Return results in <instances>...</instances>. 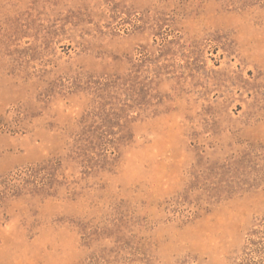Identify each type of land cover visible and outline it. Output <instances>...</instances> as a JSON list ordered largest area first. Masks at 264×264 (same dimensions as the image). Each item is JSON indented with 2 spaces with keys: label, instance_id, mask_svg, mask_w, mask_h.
I'll use <instances>...</instances> for the list:
<instances>
[{
  "label": "rangeland",
  "instance_id": "374dc122",
  "mask_svg": "<svg viewBox=\"0 0 264 264\" xmlns=\"http://www.w3.org/2000/svg\"><path fill=\"white\" fill-rule=\"evenodd\" d=\"M0 264H264V0H0Z\"/></svg>",
  "mask_w": 264,
  "mask_h": 264
}]
</instances>
